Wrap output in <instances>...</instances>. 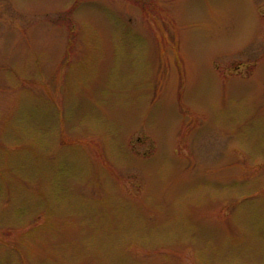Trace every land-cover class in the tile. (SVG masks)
<instances>
[{
	"label": "rangeland",
	"instance_id": "374dc122",
	"mask_svg": "<svg viewBox=\"0 0 264 264\" xmlns=\"http://www.w3.org/2000/svg\"><path fill=\"white\" fill-rule=\"evenodd\" d=\"M0 264H264V0H0Z\"/></svg>",
	"mask_w": 264,
	"mask_h": 264
},
{
	"label": "trees",
	"instance_id": "16d2710c",
	"mask_svg": "<svg viewBox=\"0 0 264 264\" xmlns=\"http://www.w3.org/2000/svg\"><path fill=\"white\" fill-rule=\"evenodd\" d=\"M41 228L40 226H32L31 229H39Z\"/></svg>",
	"mask_w": 264,
	"mask_h": 264
}]
</instances>
